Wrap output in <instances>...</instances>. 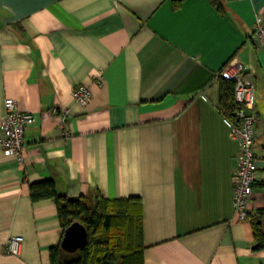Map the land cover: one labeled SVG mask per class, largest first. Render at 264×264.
Here are the masks:
<instances>
[{"label":"crops","instance_id":"1","mask_svg":"<svg viewBox=\"0 0 264 264\" xmlns=\"http://www.w3.org/2000/svg\"><path fill=\"white\" fill-rule=\"evenodd\" d=\"M0 0V138L12 98L36 118L21 164L0 146V264H51L60 195L139 198L145 264H264L250 220L235 218L239 143L219 72L238 58L256 83L264 210V0ZM101 78V83L99 80ZM93 98L79 104L75 88ZM264 223V220H263ZM264 230V225H263ZM23 236L18 255L8 243Z\"/></svg>","mask_w":264,"mask_h":264},{"label":"trees","instance_id":"2","mask_svg":"<svg viewBox=\"0 0 264 264\" xmlns=\"http://www.w3.org/2000/svg\"><path fill=\"white\" fill-rule=\"evenodd\" d=\"M213 3L222 9L220 0ZM221 109L231 118L235 110V82L220 78ZM34 201L52 199L58 208L63 227L60 243L50 250L51 264H145L143 214L139 198L109 200L98 197L93 206L87 196L69 198L60 195L53 181L31 184ZM255 244L254 251L264 250V210L249 213ZM81 222L88 230L87 246L70 254L61 247L66 230Z\"/></svg>","mask_w":264,"mask_h":264},{"label":"built area","instance_id":"3","mask_svg":"<svg viewBox=\"0 0 264 264\" xmlns=\"http://www.w3.org/2000/svg\"><path fill=\"white\" fill-rule=\"evenodd\" d=\"M256 43L264 48V24L257 25ZM245 70V65L235 58L219 72L221 78L235 82V110L234 115L229 119L231 121V137L239 143L240 148L233 189L235 218L239 221L249 219L250 202L259 180L260 163L255 150L259 133V120L256 115V83ZM99 83H101V78ZM74 96L79 104L88 106L93 98V91L89 86L80 84L75 88ZM5 107L6 114L1 124L4 137L0 138V146L5 155L14 156L23 164L26 160V129L35 123L36 118L30 112H19L12 98L6 100ZM23 242V236H16L9 240L8 248L11 254L18 255Z\"/></svg>","mask_w":264,"mask_h":264},{"label":"water","instance_id":"4","mask_svg":"<svg viewBox=\"0 0 264 264\" xmlns=\"http://www.w3.org/2000/svg\"><path fill=\"white\" fill-rule=\"evenodd\" d=\"M88 240L89 234L85 225L75 222L66 230L61 247L67 253L75 254L87 246Z\"/></svg>","mask_w":264,"mask_h":264}]
</instances>
